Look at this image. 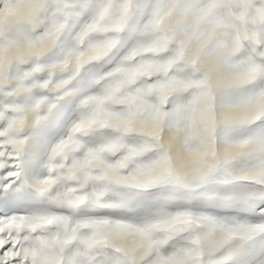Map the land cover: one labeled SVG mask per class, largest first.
I'll return each instance as SVG.
<instances>
[{"label":"clouds","instance_id":"1","mask_svg":"<svg viewBox=\"0 0 264 264\" xmlns=\"http://www.w3.org/2000/svg\"><path fill=\"white\" fill-rule=\"evenodd\" d=\"M4 7L0 5V10ZM53 8L50 0H15L0 19L4 41L0 69L10 66L15 51H22L29 61H41V75L50 69L45 89L53 98L86 77L92 81L98 92L89 90L78 102L82 117L71 133L82 140L67 138L65 154L79 151L84 142H98L101 162L104 157L126 161L121 168L132 187L156 183L162 167L168 175L183 172L203 177L219 190L264 191V151L257 145V139L264 137V66L260 63L264 50L259 43L264 14L253 10L251 0H218L211 11L197 15L178 4H161L143 19L138 18L133 0H106L91 13L79 12L75 4L59 15ZM9 21H25L30 32L15 48L9 47ZM68 21L79 27H71ZM217 43L229 46L233 62L222 73L218 87L222 94L235 97V102L223 109L212 107L207 97L201 100L202 88L195 82L175 76L181 65L188 66L190 50ZM35 92L30 89L31 100L17 106L13 131L18 136L27 138L33 117L42 107ZM173 98L181 102L178 127L165 111ZM4 99L15 102L18 98L6 95ZM130 141H139L138 155L131 153ZM162 150L160 167L145 172L136 162L146 164L145 158ZM49 163L55 164L51 152L45 165ZM52 225L49 220L18 226L37 240L44 239L32 252L37 264L48 259L58 264V242L47 236L56 231ZM205 243H223L227 254L243 241L233 234ZM201 259V254L194 253L186 264H200ZM245 260L246 256H237L234 264H245Z\"/></svg>","mask_w":264,"mask_h":264},{"label":"snow or ice","instance_id":"2","mask_svg":"<svg viewBox=\"0 0 264 264\" xmlns=\"http://www.w3.org/2000/svg\"><path fill=\"white\" fill-rule=\"evenodd\" d=\"M105 2L50 0L57 15L74 4L79 5V12H95ZM133 2L138 18L143 19L161 4L172 7L178 4L181 10L197 15L211 11L218 0ZM251 2L255 12L264 14V0ZM14 4L15 0H0V5L5 6L0 10V19L5 18ZM87 19L85 15L84 20ZM25 23L9 21L10 48L30 35ZM68 23L73 28L79 27L72 21ZM259 43L260 50H264V30ZM3 47L4 41L0 39V50ZM41 63L36 59L29 61L22 51H15L10 56V66L0 69V264H37L32 252L45 241L37 240L18 226L49 220L56 231L47 236L55 237L58 242L55 253L58 264H186L187 257L194 253L201 254L200 264H234L237 256H246L245 264H264V191L219 190L195 174L168 175L160 167L163 150L145 158L146 164L143 160L136 161L145 172L160 167L161 178L141 187L126 182L121 168L124 159L117 162L104 157L101 162L102 149L98 142H84L79 145V151L65 154L63 145L67 138L82 140L71 135L82 117L78 102L88 96L89 90L98 92V89L86 77L75 88L65 89L53 98L45 89L50 69L46 68L41 75ZM186 63L188 66L181 65L175 76L202 88L201 100L207 97L212 107L221 109L235 102V97L222 94L218 87L222 73L233 67L227 44L190 50ZM260 63L264 66V61ZM30 89H36L34 95L42 107L34 115V127L25 138L16 135L13 129L17 106L31 100ZM6 95L18 99L6 101ZM180 103L173 98L165 108L176 127ZM57 130H63V134L55 147L54 143L48 147V136ZM129 144L131 153L138 155L139 141ZM257 145L258 150L264 151V137L257 139ZM42 149L47 158L51 152L55 164L44 165L45 175L29 181L26 157L36 156ZM22 205L31 206L25 209L26 214H12ZM206 208L238 210L258 220L251 223L218 217L204 211ZM233 234L243 243L227 254L225 244L205 243Z\"/></svg>","mask_w":264,"mask_h":264},{"label":"rangeland","instance_id":"3","mask_svg":"<svg viewBox=\"0 0 264 264\" xmlns=\"http://www.w3.org/2000/svg\"><path fill=\"white\" fill-rule=\"evenodd\" d=\"M62 134H63V130H57L54 134H50L47 138L48 147H50L51 144L55 143L56 140H58L60 135ZM46 160H47L46 151L43 149L36 156L26 157V175L29 181L37 180L45 175L44 165L46 163ZM28 207L31 206L22 205L12 214H21V215L26 214L25 209ZM204 211L218 217H234L240 221H248L251 223H255L258 220V217L252 216L251 214L248 213L240 212L238 210L223 211L215 208H206L204 209ZM46 264H54V261L52 259H48L46 261Z\"/></svg>","mask_w":264,"mask_h":264}]
</instances>
